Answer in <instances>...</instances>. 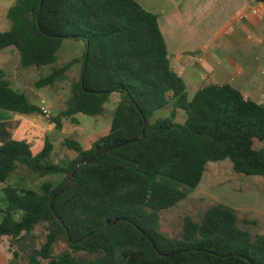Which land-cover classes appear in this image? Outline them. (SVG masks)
Instances as JSON below:
<instances>
[{
	"label": "trees",
	"instance_id": "obj_1",
	"mask_svg": "<svg viewBox=\"0 0 264 264\" xmlns=\"http://www.w3.org/2000/svg\"><path fill=\"white\" fill-rule=\"evenodd\" d=\"M6 19L0 52L13 48L22 69L53 64L65 39L84 50L35 83L53 87L80 63L57 115L14 89L0 68L1 110L44 116L61 131L63 120L77 123L76 114L101 117L112 101L114 108L105 136L89 149L64 139L70 154L55 161L50 136L36 154L26 141L0 145V183L18 165L61 178L38 191L2 188L0 243L22 242L43 225L44 242L26 253L25 264H264V235L240 228L224 205L209 206L198 220L184 217L175 237L159 223L161 211L200 184L209 162L229 160L234 173L264 179V106L228 84L203 86L189 98L170 67L157 16L134 0H14ZM161 111L165 117L152 120ZM60 241L67 250L54 256ZM18 259L14 252L9 264Z\"/></svg>",
	"mask_w": 264,
	"mask_h": 264
},
{
	"label": "crops",
	"instance_id": "obj_2",
	"mask_svg": "<svg viewBox=\"0 0 264 264\" xmlns=\"http://www.w3.org/2000/svg\"><path fill=\"white\" fill-rule=\"evenodd\" d=\"M134 1L157 16L170 67L186 88L192 85L195 93L209 84H228L264 106V4L258 0ZM51 133L54 125L44 116L0 109V145L12 139L26 141L36 154ZM10 259L0 247V264H9Z\"/></svg>",
	"mask_w": 264,
	"mask_h": 264
},
{
	"label": "rangeland",
	"instance_id": "obj_3",
	"mask_svg": "<svg viewBox=\"0 0 264 264\" xmlns=\"http://www.w3.org/2000/svg\"><path fill=\"white\" fill-rule=\"evenodd\" d=\"M14 0H0V32L10 29V23L6 19L8 8L13 5ZM84 45L81 41L65 39L56 53V61L41 69H22L19 66V56L13 48H7L0 52V68L5 71L6 79L14 89L24 93L32 103L48 107L50 115L55 116L65 108V102L70 96L71 83L79 75L80 63L75 64L66 74V79L58 82L53 87L37 89L35 83L46 76L54 68L80 59ZM189 98L194 95V88L188 85L186 88ZM43 101V103H42ZM114 101L106 105L105 113L101 117H89L83 114L74 116L77 121L72 124L69 120H63L62 130L50 134L54 144L53 161L60 159L63 155H69L62 145L64 139H74L83 147L89 149L99 138L105 136L110 129L111 113ZM165 111L155 113L152 120L165 117ZM49 115V114H48ZM183 112H179L178 121L181 122ZM60 176L48 175L39 177L26 167L18 165L17 169L10 173L6 183L18 189H30L38 191L42 184L60 181ZM0 188V198L3 197ZM264 179L261 177H245L233 172L229 160L209 162L206 165L201 183L188 192L185 199L172 208L160 212V229L169 237H175L179 233L184 217L198 220L199 216L209 207L221 204L233 209L239 219V227L248 230L252 235H264ZM0 202V206L2 207ZM1 216V215H0ZM18 218V216H16ZM243 220H252L255 226H246ZM45 230L39 225L31 235L22 239V242L10 246V241L4 237L0 247L13 258V253L19 255L17 262L25 264L26 253L33 248H39L44 242ZM67 250L66 245L60 241L53 248V255L57 256Z\"/></svg>",
	"mask_w": 264,
	"mask_h": 264
},
{
	"label": "built area",
	"instance_id": "obj_4",
	"mask_svg": "<svg viewBox=\"0 0 264 264\" xmlns=\"http://www.w3.org/2000/svg\"><path fill=\"white\" fill-rule=\"evenodd\" d=\"M42 109H43L44 113H46L48 115L47 109H45V108H42Z\"/></svg>",
	"mask_w": 264,
	"mask_h": 264
},
{
	"label": "water",
	"instance_id": "obj_5",
	"mask_svg": "<svg viewBox=\"0 0 264 264\" xmlns=\"http://www.w3.org/2000/svg\"><path fill=\"white\" fill-rule=\"evenodd\" d=\"M71 179V178H70ZM61 192V191H60Z\"/></svg>",
	"mask_w": 264,
	"mask_h": 264
}]
</instances>
